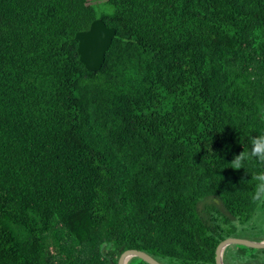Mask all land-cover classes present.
Returning a JSON list of instances; mask_svg holds the SVG:
<instances>
[{
    "label": "trees",
    "instance_id": "obj_1",
    "mask_svg": "<svg viewBox=\"0 0 264 264\" xmlns=\"http://www.w3.org/2000/svg\"><path fill=\"white\" fill-rule=\"evenodd\" d=\"M106 1L0 0V264H218L257 216L261 165L229 162L264 153V0Z\"/></svg>",
    "mask_w": 264,
    "mask_h": 264
},
{
    "label": "water",
    "instance_id": "obj_2",
    "mask_svg": "<svg viewBox=\"0 0 264 264\" xmlns=\"http://www.w3.org/2000/svg\"><path fill=\"white\" fill-rule=\"evenodd\" d=\"M117 36V29L109 27L101 19L94 20L89 30L77 33L76 39L79 42L78 52L81 61L89 71H98L105 61L106 53L111 49L114 39ZM230 244H244L255 248H264V240L253 241L245 238L230 236L224 239L218 246L217 262L225 264V248ZM142 258L150 264H162L150 254L140 250L125 251L118 264H128L132 258Z\"/></svg>",
    "mask_w": 264,
    "mask_h": 264
},
{
    "label": "rangeland",
    "instance_id": "obj_3",
    "mask_svg": "<svg viewBox=\"0 0 264 264\" xmlns=\"http://www.w3.org/2000/svg\"><path fill=\"white\" fill-rule=\"evenodd\" d=\"M91 3L96 7L98 13L111 14L113 12V8L107 4L106 0H92ZM263 233L264 217L256 216L251 222L240 225L238 232L234 236L253 241H261ZM240 246V244H235L233 246V250L225 257V264H248L244 260H240L235 253ZM249 253L250 256L256 255V257H264V252L261 251L251 250Z\"/></svg>",
    "mask_w": 264,
    "mask_h": 264
},
{
    "label": "clouds",
    "instance_id": "obj_4",
    "mask_svg": "<svg viewBox=\"0 0 264 264\" xmlns=\"http://www.w3.org/2000/svg\"><path fill=\"white\" fill-rule=\"evenodd\" d=\"M264 143V135L255 137L252 139V143ZM249 159H255L256 162L261 165V169L258 173L252 176L255 181V189L252 196L253 202L258 206L257 216L264 217V211L260 209L264 207V153L257 151L252 153L250 151H242L240 154L235 155L234 158L229 162L230 167L236 170L244 168L247 170V164Z\"/></svg>",
    "mask_w": 264,
    "mask_h": 264
}]
</instances>
